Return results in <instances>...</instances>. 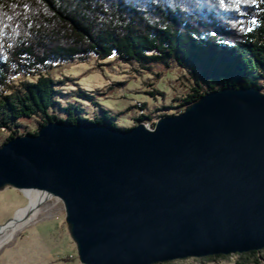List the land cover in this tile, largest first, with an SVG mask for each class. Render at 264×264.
Listing matches in <instances>:
<instances>
[{
    "label": "water",
    "instance_id": "obj_1",
    "mask_svg": "<svg viewBox=\"0 0 264 264\" xmlns=\"http://www.w3.org/2000/svg\"><path fill=\"white\" fill-rule=\"evenodd\" d=\"M6 188L45 194L36 208L59 199L82 264L258 252L264 92L209 91L152 127L49 121L0 146V191Z\"/></svg>",
    "mask_w": 264,
    "mask_h": 264
},
{
    "label": "trees",
    "instance_id": "obj_2",
    "mask_svg": "<svg viewBox=\"0 0 264 264\" xmlns=\"http://www.w3.org/2000/svg\"><path fill=\"white\" fill-rule=\"evenodd\" d=\"M0 29V133L10 131L5 141L36 134L53 120L122 128L104 109L87 116L57 89L52 69L89 54L115 55L143 70L177 68L185 89L175 107L224 87L264 88V0L239 7L236 0H0ZM33 120L37 127L20 129Z\"/></svg>",
    "mask_w": 264,
    "mask_h": 264
},
{
    "label": "rangeland",
    "instance_id": "obj_3",
    "mask_svg": "<svg viewBox=\"0 0 264 264\" xmlns=\"http://www.w3.org/2000/svg\"><path fill=\"white\" fill-rule=\"evenodd\" d=\"M57 89L67 99L79 103L87 116L103 115L102 109L115 118L119 127L131 128L139 114L149 116L144 123L152 127L158 117L177 114L184 106L175 101L183 94L180 71L163 65L143 70L115 55L98 58L89 54L84 59L62 62L52 69ZM264 92V88L262 89ZM38 121H27L20 129L32 130ZM10 131L0 133V146ZM23 192L12 188L0 191V225L28 204ZM38 214L0 247V264H82L77 257L66 223L62 202L47 198L37 208ZM264 264V248L255 254L188 257L156 264Z\"/></svg>",
    "mask_w": 264,
    "mask_h": 264
},
{
    "label": "bare ground",
    "instance_id": "obj_4",
    "mask_svg": "<svg viewBox=\"0 0 264 264\" xmlns=\"http://www.w3.org/2000/svg\"><path fill=\"white\" fill-rule=\"evenodd\" d=\"M29 199V206L21 207L15 214V220H11L4 228L0 229V247L10 240L16 231L27 225L36 215V204L45 198V194L39 191H25ZM31 209V211H29ZM232 255V254H231Z\"/></svg>",
    "mask_w": 264,
    "mask_h": 264
},
{
    "label": "snow or ice",
    "instance_id": "obj_5",
    "mask_svg": "<svg viewBox=\"0 0 264 264\" xmlns=\"http://www.w3.org/2000/svg\"><path fill=\"white\" fill-rule=\"evenodd\" d=\"M258 2H259V0H236V6L239 7V4L240 3H248V4H251L253 6H257L258 5ZM222 3L225 4V0H222ZM241 15L242 16L243 15H246V13H243L242 12ZM8 19H11V17H8ZM238 23H240L241 25H243L244 24V21L241 20V21H238ZM251 23H253V24L257 23V20H256V17L255 16H253ZM4 27H7V25H5ZM246 30L249 31V32H251L253 29L252 28H247ZM212 35L215 36V33H212ZM2 36H3V30L0 29V38H2Z\"/></svg>",
    "mask_w": 264,
    "mask_h": 264
}]
</instances>
